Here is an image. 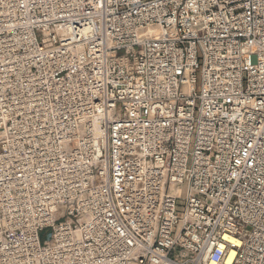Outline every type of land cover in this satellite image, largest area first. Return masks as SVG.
I'll return each mask as SVG.
<instances>
[{"label": "built area", "instance_id": "1", "mask_svg": "<svg viewBox=\"0 0 264 264\" xmlns=\"http://www.w3.org/2000/svg\"><path fill=\"white\" fill-rule=\"evenodd\" d=\"M0 264H264V0H0Z\"/></svg>", "mask_w": 264, "mask_h": 264}]
</instances>
